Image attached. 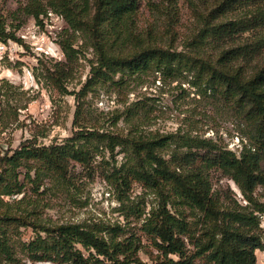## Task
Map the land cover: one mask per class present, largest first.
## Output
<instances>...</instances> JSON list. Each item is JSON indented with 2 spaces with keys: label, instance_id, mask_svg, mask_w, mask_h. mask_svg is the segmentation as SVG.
<instances>
[{
  "label": "trees",
  "instance_id": "16d2710c",
  "mask_svg": "<svg viewBox=\"0 0 264 264\" xmlns=\"http://www.w3.org/2000/svg\"><path fill=\"white\" fill-rule=\"evenodd\" d=\"M185 1L202 25L190 44L195 54L189 57L161 45L175 24L178 0L151 6L165 15L163 34L152 26H139L142 0H29L24 11L39 23L48 11L61 15L70 30L85 34L91 42L97 65L76 94L78 102L91 85L110 81L114 75L197 70L204 92L223 100L242 120L239 155L212 140L136 128L119 134L78 126L63 145L26 141L0 158V264H24L20 256L32 264L137 262L134 257L141 241L134 236L119 239L117 233L112 236L98 226H46L33 219L37 204L24 192L26 183L36 192L44 177L67 181L71 161L88 167L89 144L128 148L125 162L106 177L119 191H128L136 183L161 197L143 225L159 253L157 264H258L256 252L264 251V202L257 197V191L264 190V0ZM9 40L18 41L0 17V43ZM205 46L217 54L206 52ZM61 47L71 61L76 53L72 45L67 41ZM129 115L134 117L136 111ZM32 163L38 164L35 179ZM22 169L26 170L23 179ZM217 171L236 183L247 206L214 190L212 173ZM21 227L31 228L35 236L24 240L16 233L12 237L9 230Z\"/></svg>",
  "mask_w": 264,
  "mask_h": 264
},
{
  "label": "rangeland",
  "instance_id": "374dc122",
  "mask_svg": "<svg viewBox=\"0 0 264 264\" xmlns=\"http://www.w3.org/2000/svg\"><path fill=\"white\" fill-rule=\"evenodd\" d=\"M178 1L175 24L161 45L189 57L195 54L190 44L202 25L186 1ZM28 2L0 0V17L18 39L0 43V122L4 119L0 123V158L26 141L47 147L63 145L61 143L71 137L78 126L100 133L121 134L131 128L145 133L179 132L212 140L219 148L239 155L242 120L223 100L210 91L204 92L195 69H184L172 75L155 71L135 76L114 75L110 81L91 85L78 102L76 94L92 78V69L97 65L95 50L85 34L69 29L63 16L48 11L39 23L27 15L24 8ZM161 2L142 0L139 16L142 29L152 26L155 32L164 33L165 15L151 10L152 4ZM67 41L76 51L71 61L61 47V43ZM203 49L217 54L210 46ZM60 71L63 72L61 77ZM133 110L136 111L134 117L129 115ZM89 145L92 154L88 167L71 161L67 181L44 177L36 192L30 189L33 185L26 183L24 192L37 204L33 219L46 226H98L112 236L117 233L119 239L134 236L141 241L134 264H157L159 253L143 232V225L161 197L136 183L122 192L108 181L106 177L113 168L125 162L128 148ZM165 154L169 158L170 151ZM37 165L32 163L33 179L37 177ZM21 172L23 179L26 170ZM212 184L216 192L233 195L241 205H248L236 183L221 172L212 173ZM23 195L16 197L20 199ZM257 197L264 202L263 189L257 191ZM261 221L264 230V215ZM9 233L14 235L12 237L21 234L24 240L35 236L31 228L25 227L19 231L10 229ZM256 255L258 264H264V251L258 250ZM20 257L24 264H32Z\"/></svg>",
  "mask_w": 264,
  "mask_h": 264
}]
</instances>
